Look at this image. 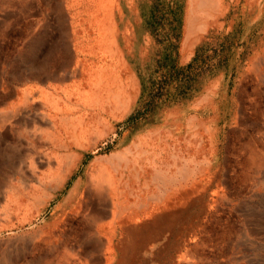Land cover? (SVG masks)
I'll return each instance as SVG.
<instances>
[{"label": "rangeland", "instance_id": "obj_1", "mask_svg": "<svg viewBox=\"0 0 264 264\" xmlns=\"http://www.w3.org/2000/svg\"><path fill=\"white\" fill-rule=\"evenodd\" d=\"M222 1L186 48L200 0H0V264H264V0ZM101 11L116 34L108 64L130 83L125 110L60 94L91 64ZM171 41L178 65L202 45L211 67L187 96L140 102V74ZM152 161L180 189L160 203L134 184L122 218L102 215L100 170L112 205L125 192L113 175L150 185Z\"/></svg>", "mask_w": 264, "mask_h": 264}, {"label": "bare ground", "instance_id": "obj_2", "mask_svg": "<svg viewBox=\"0 0 264 264\" xmlns=\"http://www.w3.org/2000/svg\"><path fill=\"white\" fill-rule=\"evenodd\" d=\"M94 0H91V3H93ZM94 5V4H93ZM105 10V9H104ZM226 11L225 9V5L223 3L222 0H200V2L197 5V10L195 11V9L190 8L189 9V14L187 17V23H186V36H185V41H184V46L187 48L188 46L191 45V43L193 42V39H196L198 37V35L205 30V28L210 25L211 23L214 22V16L216 14L219 13H224ZM104 14H101L100 16H102L101 19L100 16H96L95 12L91 14L92 20L94 21V23H96V25L94 27H91L93 29V33L90 36L91 37V41L93 40V38L96 36L97 40L95 41H88L89 42V51L88 53H86V55H88V58L86 59V61H91V64L86 66V63L84 64L83 68H82V72H81V82L79 85H72L69 86L67 88L61 89V95L62 97H64L66 100H71L75 97H85L87 99H89V104H92V107L94 108H98L100 107V109L102 110H109V107L114 110H125L127 109V106H129V103L127 101H124L126 99V94H127V89H129L130 87V83L129 80H127V82L125 83H119V76L118 73L120 71H116L115 70V65L112 67V65L110 66L109 63V53L111 52L112 54L110 55V57H113L116 55V46H115V27L109 26L107 24H105L107 21H109V13L108 11H101ZM201 17H203L204 19L202 21ZM99 21V23H97ZM75 28V27H74ZM94 32H97V34H95ZM74 33V31H73ZM75 34V33H74ZM86 34V33H85ZM89 35V32H88ZM87 35V36H88ZM93 35H95L93 37ZM77 36V35H76ZM83 38V37H82ZM85 38V36H84ZM77 41V40H76ZM86 41V40H85ZM84 42V41H83ZM87 42V41H86ZM79 44V43H78ZM113 45L115 46V50H113ZM79 46V45H78ZM81 46V45H80ZM79 49V48H78ZM87 49V50H88ZM114 51V52H113ZM81 54V53H80ZM117 56V55H116ZM115 56V57H116ZM87 57V56H86ZM84 60V59H83ZM114 60V59H113ZM116 60V59H115ZM114 60V61H115ZM111 62V61H110ZM78 64V63H77ZM118 64V63H117ZM120 65V64H119ZM118 65V66H119ZM117 67V66H116ZM74 71V70H73ZM80 72V71H79ZM78 70H76L74 72V78H76L79 74ZM115 74V75H111L109 76L111 73ZM72 74V72H71ZM62 75V74H61ZM129 75V74H128ZM121 76V75H120ZM71 77V76H70ZM55 80V79H54ZM47 82V81H46ZM50 82V81H48ZM35 89V88H34ZM32 91V88L30 89ZM33 92V91H32ZM31 92V93H32ZM30 94H26L25 98H29L28 96L31 95ZM57 96H59V93L56 94ZM55 95V104L57 105V103H60V100L57 101ZM35 96V95H34ZM61 98V96H60ZM39 99V98H38ZM81 99V98H80ZM37 100V99H36ZM75 100V99H74ZM85 100V99H84ZM39 101V100H38ZM37 101V102H38ZM86 101V100H85ZM41 102V101H40ZM78 102V101H77ZM86 103V102H85ZM76 104V103H75ZM82 104V103H81ZM84 104V102H83ZM63 106V105H62ZM66 106V105H65ZM68 106V105H67ZM78 106V105H76ZM86 106V105H85ZM98 106V107H97ZM56 109V108H55ZM62 109V108H61ZM66 108H64L65 110ZM82 109V107H81ZM74 110V109H73ZM72 110V111H73ZM59 111V110H58ZM75 111V110H74ZM82 111V110H81ZM97 111V110H95ZM68 112V111H67ZM66 112V113H67ZM70 113V112H69ZM68 113V114H69ZM60 114V113H59ZM62 114V113H61ZM46 115V114H45ZM62 116V115H61ZM64 116V114H63ZM53 117V116H52ZM58 117V116H56ZM60 117V116H59ZM68 117V115L66 116V118ZM107 117V116H106ZM70 118V116H69ZM194 118V117H193ZM41 119V118H40ZM49 119V118H48ZM64 119V117H63ZM78 119V118H77ZM44 120V119H43ZM111 120V119H110ZM51 121V120H50ZM49 122V121H48ZM50 124V123H49ZM50 126V125H49ZM168 128V127H166ZM172 128V127H171ZM169 129V128H168ZM93 131V130H92ZM177 136V135H176ZM173 139V137H172ZM162 143V142H161ZM146 147V145H145ZM124 148V147H123ZM175 148V147H174ZM149 150V149H148ZM158 150V149H157ZM135 152V151H134ZM167 154V153H165ZM113 155V154H112ZM138 155V154H137ZM127 156V155H126ZM131 156V155H130ZM129 156V157H130ZM164 156V155H163ZM104 158V157H103ZM117 158L116 160L122 158L121 154H116L113 156V159ZM111 159V156H110ZM187 160V159H186ZM193 160V159H192ZM79 161V160H78ZM137 162V161H136ZM114 163V162H113ZM195 164V162H194ZM76 165V164H75ZM152 171L151 172V178L149 180L150 185L156 188L160 189V196L156 197V196H149V192L148 190L151 188L150 185L146 182H144L143 184H141V177L140 175L136 172V173H132L130 172V176L131 177L129 180L124 181L123 177H118L117 175H113V178L110 177L109 179L111 180V178L113 179L114 184H116V187L118 185H124L125 187V192L123 191H119V190H115L116 193H114L113 195H115V201L112 203L108 204V199H107V195L104 193V189H105V184L107 182L106 179H104L105 176V172L103 171V169L100 170V174L99 176L101 177L99 183H100V187H98L97 189H101L99 196L101 198L102 204H103V211L100 212L102 215L106 214V209L108 207H110V210L112 212V214H114V219H118V218H122V214L124 213V208H122L121 205L118 204V201L120 199V196H127L128 198L136 196L134 193H130L131 191V187L135 184H139L141 188L140 194L142 195L143 193L148 194L146 196L147 200L148 199H153V200H157L158 202L161 203V200L163 198H165V194H167V192L169 190H178L180 189L179 187L174 185V181L172 179H167L168 177L165 175V173L162 170H159L156 167V164L154 163V161H152V163L149 164ZM205 165V164H203ZM74 166V165H73ZM116 166V165H115ZM114 166V170L116 169V167ZM119 166V165H118ZM121 166V165H120ZM133 170L136 168V164L133 163ZM195 168V167H194ZM119 169V168H118ZM117 169V170H118ZM125 169H127V166H125ZM196 169V168H195ZM73 171V170H72ZM182 170H179L178 172H180ZM72 173V172H71ZM140 173V172H139ZM68 176V175H67ZM191 176L194 177V175H184L183 176V180L180 181L181 185H187L189 184V180L191 179ZM94 178V177H93ZM118 178V179H115ZM173 178V177H171ZM67 179V177H66ZM126 179V178H125ZM92 180V179H91ZM97 181V180H96ZM133 182V184H131ZM200 183V181H199ZM98 184V183H97ZM194 184V183H193ZM62 187V186H61ZM121 188V187H120ZM119 188V189H120ZM25 189V188H24ZM185 189V188H184ZM53 190V189H52ZM127 190V191H126ZM108 193V192H107ZM36 196V195H35ZM137 196H139L137 194ZM44 198V197H43ZM140 198V197H139ZM142 200V199H141ZM40 202V201H39ZM150 203V202H149ZM145 206V205H144ZM151 206V204H150ZM147 207V206H146ZM152 207V206H151ZM145 208V207H144ZM148 208H150L148 206ZM152 209V208H151ZM39 211V210H38ZM121 215H120V214ZM119 214V215H117ZM116 219V220H117Z\"/></svg>", "mask_w": 264, "mask_h": 264}, {"label": "trees", "instance_id": "obj_3", "mask_svg": "<svg viewBox=\"0 0 264 264\" xmlns=\"http://www.w3.org/2000/svg\"><path fill=\"white\" fill-rule=\"evenodd\" d=\"M155 5L157 6V3H154V8ZM176 19L173 18V21L179 23ZM178 28L179 26L176 28L175 38L178 36ZM170 48L175 49L172 41L169 42L165 50H159L160 56L155 61L153 69L147 67L145 76L140 74L142 85L140 102L143 101L142 98L145 95L150 98L151 102L154 99L168 98L171 91H174L172 93L174 95L187 96L191 90L196 88L199 77L211 67L203 58L202 45L196 48L192 59L181 66L177 64L176 56L171 55ZM218 64L217 61L212 65L218 66Z\"/></svg>", "mask_w": 264, "mask_h": 264}]
</instances>
